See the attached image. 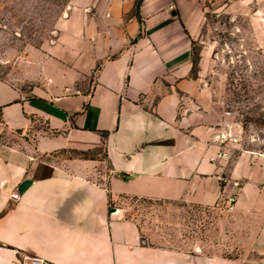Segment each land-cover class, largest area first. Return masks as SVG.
<instances>
[{"label":"crops","instance_id":"0c3cea01","mask_svg":"<svg viewBox=\"0 0 264 264\" xmlns=\"http://www.w3.org/2000/svg\"><path fill=\"white\" fill-rule=\"evenodd\" d=\"M204 2L72 0L30 70L0 79V130L31 132L37 118L51 131L32 132L28 153L0 144V264H247L242 252L264 264V155L215 160L225 127L201 74L210 47L193 74ZM98 146L102 160L85 156ZM185 208L221 213L207 238L185 235Z\"/></svg>","mask_w":264,"mask_h":264},{"label":"rangeland","instance_id":"374dc122","mask_svg":"<svg viewBox=\"0 0 264 264\" xmlns=\"http://www.w3.org/2000/svg\"><path fill=\"white\" fill-rule=\"evenodd\" d=\"M71 2L0 0V79H12L16 73L30 70L37 51L56 40V24L66 16ZM202 8L203 16L193 35V60L202 45L211 48L201 74L220 108L223 126L239 138L232 153L264 155V0H205ZM197 70L195 64L193 74ZM31 122V132L0 130V144L30 152L32 132L51 134L43 120L31 118ZM85 156L102 160L103 147ZM126 203L138 215L158 214L142 207L147 201L129 199ZM180 215L185 235L200 230V237L207 238L208 228L221 213L185 208ZM230 235L227 233L231 240ZM239 254L227 240V256ZM241 254L247 264L258 263L255 254Z\"/></svg>","mask_w":264,"mask_h":264},{"label":"built area","instance_id":"2783aa9c","mask_svg":"<svg viewBox=\"0 0 264 264\" xmlns=\"http://www.w3.org/2000/svg\"><path fill=\"white\" fill-rule=\"evenodd\" d=\"M215 142L219 147V152L216 154L215 160H221L224 158L227 159L231 156V148L239 145V138L235 134H233L229 129L228 130L225 129L215 137ZM262 170L264 171V167H262ZM217 181L219 183H223L225 182V179L223 177H217ZM229 184L231 185V188L234 189V192L225 199L224 205L228 211H231L235 206L237 192L240 189V183L237 181H233L230 182ZM11 199L17 200L18 194L17 193L12 194ZM21 264H49V263L41 258H28L23 260Z\"/></svg>","mask_w":264,"mask_h":264},{"label":"trees","instance_id":"16d2710c","mask_svg":"<svg viewBox=\"0 0 264 264\" xmlns=\"http://www.w3.org/2000/svg\"><path fill=\"white\" fill-rule=\"evenodd\" d=\"M141 3V0H136V3H135V10L136 12H138V7ZM196 64V61L193 60V68H194V65Z\"/></svg>","mask_w":264,"mask_h":264},{"label":"water","instance_id":"95a60500","mask_svg":"<svg viewBox=\"0 0 264 264\" xmlns=\"http://www.w3.org/2000/svg\"><path fill=\"white\" fill-rule=\"evenodd\" d=\"M28 183H24L20 188H19V192H23L25 190V188L27 187Z\"/></svg>","mask_w":264,"mask_h":264}]
</instances>
